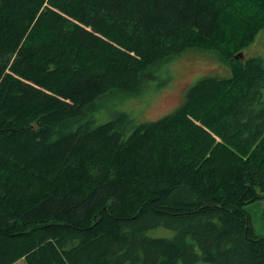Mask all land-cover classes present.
<instances>
[{"label": "trees", "instance_id": "trees-1", "mask_svg": "<svg viewBox=\"0 0 264 264\" xmlns=\"http://www.w3.org/2000/svg\"><path fill=\"white\" fill-rule=\"evenodd\" d=\"M264 0H0V264H264ZM214 51L170 113L93 125L113 90ZM164 228L173 238H151Z\"/></svg>", "mask_w": 264, "mask_h": 264}, {"label": "rangeland", "instance_id": "rangeland-1", "mask_svg": "<svg viewBox=\"0 0 264 264\" xmlns=\"http://www.w3.org/2000/svg\"><path fill=\"white\" fill-rule=\"evenodd\" d=\"M245 58L260 57L264 61V31L242 52ZM225 61L214 51L191 49L173 56L147 70L137 94L113 90L96 101L88 113L93 125H99L118 113L128 114L134 122H148L173 111L183 101L188 88L206 77H227ZM256 236L264 237V202L261 200L245 205ZM151 238H173V231L159 228L148 232ZM14 264H24L18 261ZM198 264H210L201 262Z\"/></svg>", "mask_w": 264, "mask_h": 264}]
</instances>
